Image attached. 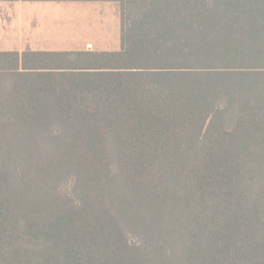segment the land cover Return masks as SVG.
<instances>
[{
    "label": "trees",
    "instance_id": "1",
    "mask_svg": "<svg viewBox=\"0 0 264 264\" xmlns=\"http://www.w3.org/2000/svg\"><path fill=\"white\" fill-rule=\"evenodd\" d=\"M31 1L120 45L0 53V264H264V0Z\"/></svg>",
    "mask_w": 264,
    "mask_h": 264
},
{
    "label": "crops",
    "instance_id": "2",
    "mask_svg": "<svg viewBox=\"0 0 264 264\" xmlns=\"http://www.w3.org/2000/svg\"><path fill=\"white\" fill-rule=\"evenodd\" d=\"M2 6L0 0V10ZM11 6L9 27L17 32L16 44L25 39V51L99 53L119 49V10L113 2L15 0ZM14 48L10 50H19Z\"/></svg>",
    "mask_w": 264,
    "mask_h": 264
},
{
    "label": "rangeland",
    "instance_id": "3",
    "mask_svg": "<svg viewBox=\"0 0 264 264\" xmlns=\"http://www.w3.org/2000/svg\"><path fill=\"white\" fill-rule=\"evenodd\" d=\"M24 1H27V0H24ZM28 1H31V0H28ZM11 2L12 1H3L2 10H0V13H2V15H0L1 17L0 20L2 21L0 22V53L7 52V51H18V52L25 51L24 49L25 39L24 40L20 39L23 42L20 44H16L17 40L14 38V34H17V32L16 30H12L13 28L9 27L10 26L9 18H11L12 12H13V7L11 6ZM115 4L118 6L117 2ZM14 39H15V44H11L14 41ZM17 46L19 50H10V49H15L14 47H17Z\"/></svg>",
    "mask_w": 264,
    "mask_h": 264
}]
</instances>
